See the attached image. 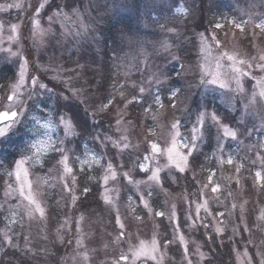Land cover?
<instances>
[{
  "label": "clouds",
  "instance_id": "obj_1",
  "mask_svg": "<svg viewBox=\"0 0 264 264\" xmlns=\"http://www.w3.org/2000/svg\"><path fill=\"white\" fill-rule=\"evenodd\" d=\"M0 264H264V0H0Z\"/></svg>",
  "mask_w": 264,
  "mask_h": 264
},
{
  "label": "snow or ice",
  "instance_id": "obj_2",
  "mask_svg": "<svg viewBox=\"0 0 264 264\" xmlns=\"http://www.w3.org/2000/svg\"><path fill=\"white\" fill-rule=\"evenodd\" d=\"M155 245H148L144 242H141L138 247L132 250V256L137 257V256H142V255H150L154 252ZM124 257H122V260Z\"/></svg>",
  "mask_w": 264,
  "mask_h": 264
},
{
  "label": "rangeland",
  "instance_id": "obj_3",
  "mask_svg": "<svg viewBox=\"0 0 264 264\" xmlns=\"http://www.w3.org/2000/svg\"><path fill=\"white\" fill-rule=\"evenodd\" d=\"M180 220L182 221L183 220V216L181 215V217H180Z\"/></svg>",
  "mask_w": 264,
  "mask_h": 264
}]
</instances>
